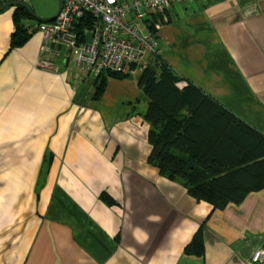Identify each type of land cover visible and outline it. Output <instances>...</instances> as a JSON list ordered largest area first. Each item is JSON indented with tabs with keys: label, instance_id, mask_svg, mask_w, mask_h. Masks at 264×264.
<instances>
[{
	"label": "crops",
	"instance_id": "1",
	"mask_svg": "<svg viewBox=\"0 0 264 264\" xmlns=\"http://www.w3.org/2000/svg\"><path fill=\"white\" fill-rule=\"evenodd\" d=\"M17 2L42 17L26 25L59 7L0 0V264H252L264 188L214 209L162 176L148 161L143 68L95 100L94 74L39 67L41 33L11 46ZM151 28L184 83L264 135V0L173 5ZM197 233L199 255L187 250Z\"/></svg>",
	"mask_w": 264,
	"mask_h": 264
},
{
	"label": "trees",
	"instance_id": "2",
	"mask_svg": "<svg viewBox=\"0 0 264 264\" xmlns=\"http://www.w3.org/2000/svg\"><path fill=\"white\" fill-rule=\"evenodd\" d=\"M31 18L25 7L16 5L12 47L30 38L25 21ZM129 77L101 72L93 98H100L108 78ZM138 87L147 104L142 116L150 127L148 161L162 176L214 209L238 205L250 192L264 188V135L197 86L184 83L158 55L143 68ZM187 250L202 253L200 233Z\"/></svg>",
	"mask_w": 264,
	"mask_h": 264
},
{
	"label": "built area",
	"instance_id": "3",
	"mask_svg": "<svg viewBox=\"0 0 264 264\" xmlns=\"http://www.w3.org/2000/svg\"><path fill=\"white\" fill-rule=\"evenodd\" d=\"M197 0H61L51 21L27 24L28 34L41 33L42 53L63 50L75 71L98 76L103 71L132 75L159 53L154 19L167 20V11ZM42 69H54L41 58ZM182 86V83L179 86ZM252 264H264V246L254 250Z\"/></svg>",
	"mask_w": 264,
	"mask_h": 264
},
{
	"label": "rangeland",
	"instance_id": "4",
	"mask_svg": "<svg viewBox=\"0 0 264 264\" xmlns=\"http://www.w3.org/2000/svg\"><path fill=\"white\" fill-rule=\"evenodd\" d=\"M36 2L41 5V6H48L50 4L49 0H36ZM38 16V18H42L41 15L36 14ZM43 16V15H42ZM39 21L37 20H33L32 24L38 23ZM43 56H45L44 59L50 61L51 65L54 66V68L58 69L60 68V65L65 64L66 66H72L73 65V61L72 58L67 56V54L65 53V51L59 49L56 50L55 53L53 52H47V53H43ZM64 61V62H63ZM140 65L136 66V70L138 69H142V67H139Z\"/></svg>",
	"mask_w": 264,
	"mask_h": 264
},
{
	"label": "water",
	"instance_id": "5",
	"mask_svg": "<svg viewBox=\"0 0 264 264\" xmlns=\"http://www.w3.org/2000/svg\"><path fill=\"white\" fill-rule=\"evenodd\" d=\"M15 4H17V5H21V6L25 7V8L29 11V13L31 14V16H32L33 18H38L37 16H35V15L33 14V12L31 11V9L29 8V6H28L26 3H24V2H17V3H15ZM7 6H9L8 3H7V4H4V5L0 8V10L4 9V8L7 7ZM60 10H61V0H59V7H58V10H57L56 14H55L54 16L48 18V19H42V21H46V22H51V21H53V20L57 17V15L59 14Z\"/></svg>",
	"mask_w": 264,
	"mask_h": 264
}]
</instances>
